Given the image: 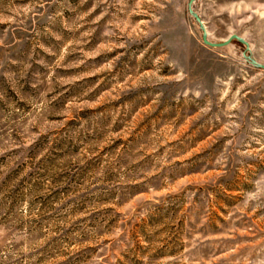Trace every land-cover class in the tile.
Here are the masks:
<instances>
[{"label": "rangeland", "instance_id": "1", "mask_svg": "<svg viewBox=\"0 0 264 264\" xmlns=\"http://www.w3.org/2000/svg\"><path fill=\"white\" fill-rule=\"evenodd\" d=\"M189 1L0 0V264H264V70Z\"/></svg>", "mask_w": 264, "mask_h": 264}, {"label": "water", "instance_id": "2", "mask_svg": "<svg viewBox=\"0 0 264 264\" xmlns=\"http://www.w3.org/2000/svg\"><path fill=\"white\" fill-rule=\"evenodd\" d=\"M196 0H190L188 3V11L190 12V14L193 15V17L195 18V20L199 23L201 30L203 32L202 35V42L204 45L210 47V48H221L224 46L229 45L230 43H232L233 41H238L239 43L243 44L246 48L245 50V57L247 58V60L257 69H262L264 70V65L258 63L251 55H246V52H248L250 50V45L249 43L241 36L237 35V34H232L230 37H228L226 40H224L223 42H212L209 40L208 38V32H207V28L204 24V22L202 21L201 17L194 12L193 10V3Z\"/></svg>", "mask_w": 264, "mask_h": 264}]
</instances>
